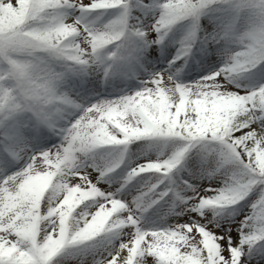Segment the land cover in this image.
I'll return each instance as SVG.
<instances>
[{
    "label": "snow or ice",
    "instance_id": "6c2138e0",
    "mask_svg": "<svg viewBox=\"0 0 264 264\" xmlns=\"http://www.w3.org/2000/svg\"><path fill=\"white\" fill-rule=\"evenodd\" d=\"M213 7L254 17L239 38L243 50L220 70L190 84L154 73L134 93L86 106L64 90L69 76L91 69L108 77L117 61L136 58L129 36L158 44L186 19L192 30L180 52L187 56L198 18ZM67 9L80 17L63 16ZM108 9L123 11L98 27L82 23ZM260 62L264 0H164L146 31L129 23L126 0H0V264H52L79 245L89 256L79 264H247L241 257L264 241V84L243 91L230 81ZM256 74L264 79V65ZM46 133L60 143L30 150ZM142 139L163 144L112 178L115 189L105 178L118 162L85 163L98 148L122 156ZM192 149L195 164L185 161ZM207 178L219 183H201ZM251 193L250 212L220 228L221 213ZM158 201L176 219L145 229L141 217ZM82 204L87 211L77 213Z\"/></svg>",
    "mask_w": 264,
    "mask_h": 264
},
{
    "label": "rangeland",
    "instance_id": "374dc122",
    "mask_svg": "<svg viewBox=\"0 0 264 264\" xmlns=\"http://www.w3.org/2000/svg\"><path fill=\"white\" fill-rule=\"evenodd\" d=\"M144 3H150L149 9L128 8V21L130 24L139 27L141 31H146L147 28L155 22L159 15V5L164 0H140ZM122 9L97 10L85 17V21L92 26H100L102 23L115 18ZM63 16H74L79 18L81 13L79 9L62 10ZM254 18L250 19H226L214 18L208 19L202 17L196 25L197 36L195 38L196 46L188 53L187 56L181 55V41L192 30V25L189 22L184 24L177 31V40L170 41L161 39L160 42L142 44L141 48L136 47L134 50L138 53L136 58L119 60L113 64L110 70V75L104 77L102 70L88 71L75 76H69L66 80L64 90L68 91L71 98L85 106L94 103L98 99H115L121 95L131 94L139 90L141 82L148 80L151 74L168 72L173 76L178 83L190 84L200 80L202 77L211 74L214 71L220 70L228 56L243 50L240 41V36L249 30ZM198 27V30H197ZM228 28V34L225 35L223 29ZM153 35H158L153 33ZM114 49L109 46L105 50V55H111ZM111 62V61H110ZM264 65V62L258 63L255 67L249 68L247 72L239 74L230 83L233 87H239L243 91H255L262 84L264 79H261L256 73L257 69ZM3 129H0L2 132ZM60 143V137L52 133H46L43 142H34L30 145V150L41 151L52 148ZM180 141H170L169 144H179ZM162 141L142 139L135 143H130L124 147L123 155L119 156L113 151L112 147H101L95 150L89 163L92 160H100L107 166H112L114 163H119L114 171L109 172L106 179L107 184H111L112 188L118 187V184L112 182V178H119L124 175L127 170L138 162H142L149 156L155 157L158 154L159 146ZM168 151V148H164ZM196 149H192L185 156V161L195 164L198 159L194 153ZM182 161V165L185 163ZM178 168L181 165L177 166ZM175 172V170H173ZM219 183L214 178H207L201 183ZM134 180L127 185L125 189L116 193L118 197H123L128 191L132 190ZM151 195V194H149ZM257 194L251 193L245 200L239 202L234 208H229L221 213L218 220L220 228L227 231L228 227H234V222L242 219L250 212V205L256 199ZM155 199V197H152ZM169 204L165 201H158L153 204L146 212L143 213L140 223L145 229L153 227H164L173 222L176 217L171 215L165 216ZM87 211V206L82 204L77 210V213ZM181 217L180 219H183ZM219 231V229H217ZM238 235V233H237ZM89 259L88 249L84 245H79L70 249H65L60 252L52 261V264H79V261ZM246 260L247 264H264V241H257L252 250L241 257Z\"/></svg>",
    "mask_w": 264,
    "mask_h": 264
},
{
    "label": "trees",
    "instance_id": "16d2710c",
    "mask_svg": "<svg viewBox=\"0 0 264 264\" xmlns=\"http://www.w3.org/2000/svg\"><path fill=\"white\" fill-rule=\"evenodd\" d=\"M130 2H132V0L130 1ZM220 13H225V14H228V15H231L230 14V10L229 9H227L226 7H213V8H211V9H209V10H205L201 15H203V16H207V17H211V15H216V14H220ZM247 16H251V15H249V14H246ZM199 19V18H198ZM187 20V19H186ZM186 20H184V21H180V22H177L176 24H174V25H172V27L174 28V27H176L178 24L179 25H181L182 23H184ZM130 37V36H129ZM128 37V38H129ZM127 38V40H126V45H127V47H130V44H129V42H130V38L128 39Z\"/></svg>",
    "mask_w": 264,
    "mask_h": 264
}]
</instances>
